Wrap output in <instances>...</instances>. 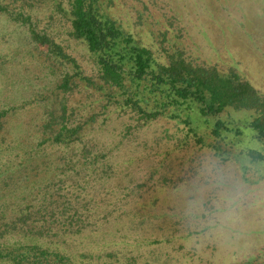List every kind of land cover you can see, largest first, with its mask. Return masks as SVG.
<instances>
[{
  "label": "rangeland",
  "instance_id": "obj_1",
  "mask_svg": "<svg viewBox=\"0 0 264 264\" xmlns=\"http://www.w3.org/2000/svg\"><path fill=\"white\" fill-rule=\"evenodd\" d=\"M99 3L101 13L151 49L159 62L180 53L222 74L234 72L264 93V0ZM58 4L66 7V0H0L5 8L0 10L2 171L15 166L22 147L40 152L45 148L38 146V128L45 119H60L63 103L73 122L96 119L84 140L102 144L110 164L84 198L94 206L101 201L121 203L126 213L125 228L116 234L104 227L99 245L110 242L111 251L132 257L134 264H264V164H252L242 154L261 148L245 128L249 113L229 110L221 117L243 132L234 145L221 143L222 149L214 150L202 121L191 119L194 133L166 118L144 124L129 110L110 104L106 108L100 92L92 88L81 85L61 93L56 88L60 79L73 71L60 64L49 66L45 49L33 44L22 18L29 17L38 31L53 37L83 76L95 78L98 68L85 44L67 34ZM197 137H203L204 144ZM58 153L55 148L41 152L50 164L42 166L38 177L34 172L33 181L55 175Z\"/></svg>",
  "mask_w": 264,
  "mask_h": 264
},
{
  "label": "trees",
  "instance_id": "obj_2",
  "mask_svg": "<svg viewBox=\"0 0 264 264\" xmlns=\"http://www.w3.org/2000/svg\"><path fill=\"white\" fill-rule=\"evenodd\" d=\"M56 8L64 17L69 37L85 44L98 68L95 78L83 76L53 37L38 31L29 17L22 18L33 44L45 49L49 66L60 64L73 71L60 79L56 88L61 93L81 85L92 88L100 92L106 108L114 105L129 110L144 124L166 118L194 133L191 125L202 121L212 139L208 146L214 150H221V143L234 145L243 132L221 117L229 110L249 113L251 120L245 128L261 148L242 154L252 164H264V93L234 72L222 74L180 53L169 56L167 63L159 62L151 49L137 44L131 34L100 12L99 0H66V7L58 4ZM0 10L5 8L0 6ZM61 109L60 119H45L37 131L38 146H45L41 152L45 154L47 148L59 152L53 169L57 179L55 175L31 179L34 172L38 171L35 177L39 170L43 173L42 166L47 167L50 159L27 147L15 156L14 167L9 165L5 171L0 167V264H134L132 257L111 251L110 242L99 245L104 227H112L116 234L125 228L121 203L101 201L94 206L84 198L110 166L103 145L84 140L96 119L73 122L67 119L63 103ZM197 142L204 144L203 137H197ZM74 150L75 156L68 155ZM67 171L74 176L68 177ZM114 212L118 215L112 217Z\"/></svg>",
  "mask_w": 264,
  "mask_h": 264
}]
</instances>
